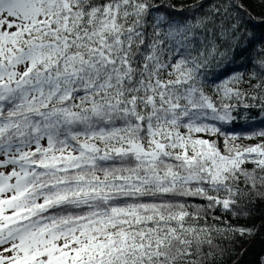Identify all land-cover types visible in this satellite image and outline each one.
I'll return each instance as SVG.
<instances>
[{
	"label": "snow or ice",
	"instance_id": "snow-or-ice-1",
	"mask_svg": "<svg viewBox=\"0 0 264 264\" xmlns=\"http://www.w3.org/2000/svg\"><path fill=\"white\" fill-rule=\"evenodd\" d=\"M252 20L244 0H0V264H224L261 235L233 222L264 204Z\"/></svg>",
	"mask_w": 264,
	"mask_h": 264
},
{
	"label": "trees",
	"instance_id": "trees-1",
	"mask_svg": "<svg viewBox=\"0 0 264 264\" xmlns=\"http://www.w3.org/2000/svg\"><path fill=\"white\" fill-rule=\"evenodd\" d=\"M175 2L177 4H188L192 3L193 0H175ZM206 2H210V0H206ZM244 3L254 17L258 19L264 18V4L260 3L259 0H244ZM247 27L253 32L256 41L264 40V23H258L257 20H252L247 24ZM249 51H251V49H249ZM231 67L233 69L243 68L240 64H234ZM257 126H259V121H257ZM231 127L232 131L237 132L246 131L248 129V125L243 123H237ZM250 207L254 209L251 219L233 222L260 225L261 222L264 221V204L258 203L250 205ZM261 256H264V230H262L261 235L256 236L255 239L237 241L235 254L226 257L224 264H234V262L237 261L238 264H257Z\"/></svg>",
	"mask_w": 264,
	"mask_h": 264
}]
</instances>
